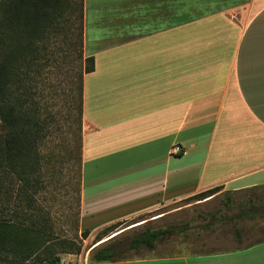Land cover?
<instances>
[{
    "label": "crops",
    "instance_id": "obj_1",
    "mask_svg": "<svg viewBox=\"0 0 264 264\" xmlns=\"http://www.w3.org/2000/svg\"><path fill=\"white\" fill-rule=\"evenodd\" d=\"M83 40L82 225L264 186V0H84ZM230 242L114 264H264Z\"/></svg>",
    "mask_w": 264,
    "mask_h": 264
},
{
    "label": "trees",
    "instance_id": "obj_2",
    "mask_svg": "<svg viewBox=\"0 0 264 264\" xmlns=\"http://www.w3.org/2000/svg\"><path fill=\"white\" fill-rule=\"evenodd\" d=\"M83 22L84 0H0V264H61L62 254L81 252L76 241L55 234L49 217L37 209L36 194L43 174L40 149L50 135L51 121L45 114L40 88L46 68L57 64L63 55L74 56L77 65L86 62L83 69L71 74L78 76L76 134L82 141L83 77L94 71V58L84 56ZM72 96L73 92L69 94ZM15 178L22 183L18 198L25 202V208L17 209L13 201L15 209L5 212L12 201L2 198L5 182L10 187ZM215 189L190 198L203 199ZM257 215L264 216V212L251 205L239 211L235 219ZM117 225L105 227L98 240ZM183 232V227L176 226L147 227L131 238H119L121 232L101 248H93L90 257L94 263L127 260L126 252L154 250L158 241ZM89 233L85 230L82 236L86 238ZM236 240L242 242L238 232Z\"/></svg>",
    "mask_w": 264,
    "mask_h": 264
},
{
    "label": "rangeland",
    "instance_id": "obj_3",
    "mask_svg": "<svg viewBox=\"0 0 264 264\" xmlns=\"http://www.w3.org/2000/svg\"><path fill=\"white\" fill-rule=\"evenodd\" d=\"M75 60L74 56H60L57 64L46 68V79L40 88L43 90L45 114L51 121L50 135L40 149L43 174L42 185L36 194V206L41 213L49 217L56 235L74 240L81 245L79 254H62L61 264H96L90 256L93 248L98 249L106 245L104 242L99 244L100 242L121 232L124 233L119 235V238L123 236L131 238L147 227L161 229L176 226L183 227L184 232L175 233L168 239L158 241L154 250L141 248L138 251H128L125 253L127 260L152 256H193L215 250L210 248L209 244L223 240L231 242L218 245L219 249H233L238 247L234 245L235 242L238 243L236 232L241 234L244 246L264 240L262 216H256L253 219H235L239 211L251 205L256 206L260 212H264V187L262 186L240 191L233 194V197H230L228 193H221L220 188H216V191L213 190L214 198L204 204H199L196 199L190 197L178 203H169L159 211L140 214L118 222L116 228L101 240L98 239L104 227L93 230L91 227L82 225L80 216L82 147L81 150L79 148L82 146L83 138L82 141H78L76 134L79 126L78 110H76L78 76H71V74L83 69L86 62L83 60L78 66ZM72 92L71 98L69 94ZM81 134L83 137L82 130ZM5 186L6 190L2 198L12 200L5 206V212L15 209L13 201L17 209L24 207L25 202L22 203L18 198L22 183L15 178L12 186L9 187L8 181L5 182ZM160 213H163L161 218H159ZM85 230L90 232L86 238L82 236ZM110 263L117 262L108 264Z\"/></svg>",
    "mask_w": 264,
    "mask_h": 264
},
{
    "label": "built area",
    "instance_id": "obj_4",
    "mask_svg": "<svg viewBox=\"0 0 264 264\" xmlns=\"http://www.w3.org/2000/svg\"><path fill=\"white\" fill-rule=\"evenodd\" d=\"M173 151H174L175 154H179V153H181V147H179V146H174Z\"/></svg>",
    "mask_w": 264,
    "mask_h": 264
},
{
    "label": "water",
    "instance_id": "obj_5",
    "mask_svg": "<svg viewBox=\"0 0 264 264\" xmlns=\"http://www.w3.org/2000/svg\"><path fill=\"white\" fill-rule=\"evenodd\" d=\"M116 235H118V234H115V235H113L112 237H114V236H116ZM112 237H110V238H112ZM110 238H109V239H110ZM107 240H108V239H106V240L100 242L99 244H101V243H103V242H105V241H107ZM99 244H98V245H99ZM98 245H96V246H98ZM96 246H95V247H96Z\"/></svg>",
    "mask_w": 264,
    "mask_h": 264
}]
</instances>
